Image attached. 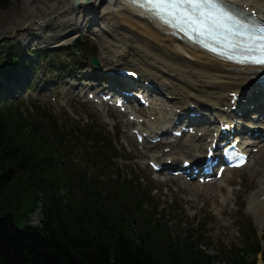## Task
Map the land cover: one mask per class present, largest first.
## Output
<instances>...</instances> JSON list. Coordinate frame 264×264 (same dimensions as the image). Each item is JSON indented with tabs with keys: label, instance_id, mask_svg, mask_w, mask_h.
<instances>
[{
	"label": "trees",
	"instance_id": "trees-1",
	"mask_svg": "<svg viewBox=\"0 0 264 264\" xmlns=\"http://www.w3.org/2000/svg\"><path fill=\"white\" fill-rule=\"evenodd\" d=\"M50 120L0 107V264H196L169 254L154 228L130 234L115 200L62 163L71 150Z\"/></svg>",
	"mask_w": 264,
	"mask_h": 264
},
{
	"label": "bare ground",
	"instance_id": "bare-ground-1",
	"mask_svg": "<svg viewBox=\"0 0 264 264\" xmlns=\"http://www.w3.org/2000/svg\"><path fill=\"white\" fill-rule=\"evenodd\" d=\"M37 1L41 3L36 5L37 9H41L40 20L47 16H56L58 12H63V15L58 14L57 19H66L68 15L75 11L83 12L85 8H89L83 5L75 6L74 0ZM84 1L82 0V2ZM104 1L107 2L108 16L104 18L102 23L105 26V32L109 35L107 39L101 38L102 58L109 59L108 56L111 55L113 57L111 59L112 66H116L122 61L130 64L129 58L132 61L140 60L143 65H146L152 71L171 79L173 83L169 85L168 91L171 95V103L181 111H187V106L194 105L200 112L199 107L206 106L209 111L214 113V116L227 115L224 107H230L228 92H232V90L235 92L244 91L241 86L245 79L250 77L247 72L252 69H245L244 73L223 70L211 58L202 57L200 54L195 53L196 50L192 47H187L170 37L168 29L161 26L150 14L134 7L127 0H94L91 7H96ZM235 1L255 5L260 13L264 11V0ZM118 15L123 16L121 18L122 22L117 20ZM140 15L145 18L140 17ZM64 22L65 20L62 21V23ZM123 23H126L130 28L139 29L145 36L134 33ZM111 26H113V29H111ZM70 27H72V30L78 29V26L75 25ZM151 40L157 44L154 46L150 42ZM109 46L111 47L109 48ZM180 50L184 54H188L193 60L181 56L179 54ZM229 68L231 67L229 66ZM141 77L147 81H152V78L159 79L153 73H148L143 69ZM161 85L165 87L166 84L162 82ZM165 93L167 95V92ZM255 103L258 102L255 101ZM259 104L255 105L256 109H258V106L259 109H264V104ZM214 116L211 118L212 121H215ZM210 126L213 127V124ZM198 131L206 133L205 130ZM200 145V141L196 137H191L188 142H185L183 146H179L177 150L179 152L186 150L187 153H198ZM260 195L264 194L260 193Z\"/></svg>",
	"mask_w": 264,
	"mask_h": 264
},
{
	"label": "snow or ice",
	"instance_id": "snow-or-ice-1",
	"mask_svg": "<svg viewBox=\"0 0 264 264\" xmlns=\"http://www.w3.org/2000/svg\"><path fill=\"white\" fill-rule=\"evenodd\" d=\"M156 18L223 47L218 54L240 64L264 66V27L244 25L223 0H132ZM207 46V45H205ZM216 52L215 47L211 48Z\"/></svg>",
	"mask_w": 264,
	"mask_h": 264
},
{
	"label": "rangeland",
	"instance_id": "rangeland-1",
	"mask_svg": "<svg viewBox=\"0 0 264 264\" xmlns=\"http://www.w3.org/2000/svg\"><path fill=\"white\" fill-rule=\"evenodd\" d=\"M37 1L36 0H11V5L10 7L6 10V11H0V47L1 46H5L4 42L6 39H9L12 43H14L16 40L18 39H22V29L24 28L23 25H26L27 23L32 26H30L29 29H31L32 27L35 26V28H37L39 30V33L43 34V35H47V36H51L52 33L50 32L51 27L49 28L47 26H41L38 25L39 21H37V19H34L33 16H36L37 13ZM40 15V13H39ZM36 22V23H35ZM39 27V28H38ZM25 35V34H24ZM56 35V33H55ZM54 38H50L47 39L48 41L52 42ZM58 41V40H57ZM56 41V44H57ZM56 44H48V43H42L39 42V47L46 49L45 47H47L49 50H56L54 49V46ZM33 48V47H31ZM9 51V50H7ZM3 55H5V51L3 49H1L0 51ZM63 62L65 64L66 67L71 66L72 58L70 57V55L65 54L63 57ZM49 66H46L45 63H43V68L42 70L38 73V82H42V80H46L47 76L44 73L46 70H48ZM77 70V69H76ZM43 75V78L41 79V74ZM48 80V79H47ZM28 94L32 95L35 99L39 98V94L36 92V90L34 91V89H31ZM41 98H44V93L41 94ZM40 98V100L42 101V99ZM55 109L57 112H62V110H60V106L58 104L54 105ZM73 113H75L76 117L78 118H84L87 116H96V117H100L102 116L101 113L98 112L97 108L92 105V104H85V105H81L78 108H75V110H72ZM105 114V112H104ZM106 115V114H105ZM64 116V115H63ZM106 116H110V115H106ZM119 120V119H118ZM120 152H125L127 151L128 147H125V145H123L122 147L119 148ZM142 161V159H141ZM130 170H133L136 174L143 170V166L141 163H137L136 161H133L131 163V165L129 166ZM126 169V170H127ZM129 170V171H130ZM145 179H147L149 176L147 173H141ZM21 182V179H19V177L13 180V183H15L14 185L16 186V183ZM167 184H172V188L177 187L180 188L179 184L176 182H167ZM190 186V187H189ZM217 187H214L212 189H204V188H199V187H193L192 185H184L182 188H180V191H182L183 193H185V195L187 196L186 199L187 201L192 200V204H190L191 206V213L195 212V211H199L200 208L202 207L201 204H205V207L203 208V212H199L196 213L197 216L202 215L204 212H208V211H212V209H217L218 206H220L221 204L217 201L216 198V192ZM229 205V204H228ZM193 215V214H190ZM224 221H226V218H223ZM214 235L215 237H220L222 240H228L231 238V236L233 235V229H222L220 227V225L218 223L214 224ZM223 236V237H222Z\"/></svg>",
	"mask_w": 264,
	"mask_h": 264
}]
</instances>
